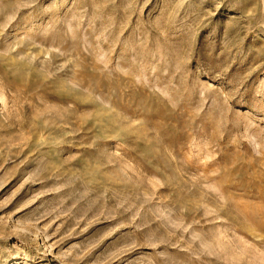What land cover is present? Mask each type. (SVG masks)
I'll use <instances>...</instances> for the list:
<instances>
[{
    "label": "rangeland",
    "instance_id": "1",
    "mask_svg": "<svg viewBox=\"0 0 264 264\" xmlns=\"http://www.w3.org/2000/svg\"><path fill=\"white\" fill-rule=\"evenodd\" d=\"M0 264H264V0H0Z\"/></svg>",
    "mask_w": 264,
    "mask_h": 264
},
{
    "label": "bare ground",
    "instance_id": "2",
    "mask_svg": "<svg viewBox=\"0 0 264 264\" xmlns=\"http://www.w3.org/2000/svg\"><path fill=\"white\" fill-rule=\"evenodd\" d=\"M11 259H14V258H11ZM17 260V259H16Z\"/></svg>",
    "mask_w": 264,
    "mask_h": 264
}]
</instances>
